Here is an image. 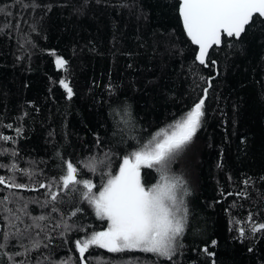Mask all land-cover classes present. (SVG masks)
<instances>
[{"label": "trees", "instance_id": "1", "mask_svg": "<svg viewBox=\"0 0 264 264\" xmlns=\"http://www.w3.org/2000/svg\"><path fill=\"white\" fill-rule=\"evenodd\" d=\"M178 4L0 0V136L12 138L0 140V177L25 185H0V264H82L75 241L107 222L79 189L63 190L62 162L78 166V179L91 180L98 193L124 156L205 90L204 123L171 165L191 192L176 255L93 246L83 264H264V230L252 231L264 223V20L254 17L240 40L223 37L205 67ZM58 57L66 68L57 67ZM105 154L108 163L95 173L84 167ZM141 176L146 186L158 179L153 169L142 168ZM17 231L23 238L11 235Z\"/></svg>", "mask_w": 264, "mask_h": 264}, {"label": "snow or ice", "instance_id": "2", "mask_svg": "<svg viewBox=\"0 0 264 264\" xmlns=\"http://www.w3.org/2000/svg\"><path fill=\"white\" fill-rule=\"evenodd\" d=\"M178 11L184 31L192 44L198 46L199 52L195 59L207 67L209 49L214 45L220 46L222 37L240 40L248 26L256 25L254 17L264 20V0H180ZM56 64L58 68H66L67 62L58 57ZM59 83L71 99L72 88L65 80H60ZM206 96L207 90L205 98ZM205 98H201L168 127L153 134L137 150L124 156L118 172L114 175L107 173L108 179L98 193L93 191L96 185L91 180L78 179V166L70 161L62 162L66 163L59 178L63 190H69L70 186L73 191L79 189L82 200L93 207L96 217L107 222L105 230L94 231L86 238L75 241V249L82 264L85 254L93 246L110 253L139 251L168 260L176 255L178 240L183 236L187 224L188 207L185 198L191 192L183 177L171 172V165L193 142L197 131L202 127ZM20 131L16 129L17 135ZM11 139L0 136L3 141ZM107 157L108 154H105L102 161L90 158L84 167L95 173L101 165H106ZM12 168L16 170L15 165ZM142 168L155 170L158 181L146 186L142 181ZM0 185L25 188V185L18 184L15 180L6 181L3 177H0ZM40 187L50 189L51 185L41 184ZM50 196L53 202L57 201V192L50 191ZM53 211H56L55 207ZM72 215L76 213L73 212ZM38 219L43 221L45 217ZM65 228L71 230L68 225ZM261 230H264V223L252 227L253 232ZM11 235L23 238L24 232L17 231ZM240 235H244L243 228L240 229ZM39 246V241L34 239L32 248ZM24 247L25 253L31 250ZM98 264H104L103 260L98 261Z\"/></svg>", "mask_w": 264, "mask_h": 264}, {"label": "water", "instance_id": "3", "mask_svg": "<svg viewBox=\"0 0 264 264\" xmlns=\"http://www.w3.org/2000/svg\"><path fill=\"white\" fill-rule=\"evenodd\" d=\"M178 2L180 3V0H178ZM178 8H179V4H178ZM234 38V37H233ZM222 42H223V37H222ZM194 45V44H193ZM221 45H222V43H221ZM220 45V46H221ZM195 47H196V55H198V52H199V49H198V46H196V45H194ZM214 47H219V46H213L211 49H209V52H208V55H209V53H210V51L214 48ZM208 58V57H207ZM207 58H206V62H207ZM197 61V60H196ZM198 62V61H197ZM199 63V62H198ZM200 64V63H199Z\"/></svg>", "mask_w": 264, "mask_h": 264}, {"label": "rangeland", "instance_id": "4", "mask_svg": "<svg viewBox=\"0 0 264 264\" xmlns=\"http://www.w3.org/2000/svg\"><path fill=\"white\" fill-rule=\"evenodd\" d=\"M108 162L106 161V164H107ZM119 169V168H118ZM142 170V169H141ZM117 172H118V170H117ZM107 179H108V177H106V179H105V181L103 182V183H105L106 181H107ZM157 181H158V179H157ZM156 183V182H155ZM106 229V228H105ZM105 229H102V230H105ZM102 230H100V231H102Z\"/></svg>", "mask_w": 264, "mask_h": 264}]
</instances>
